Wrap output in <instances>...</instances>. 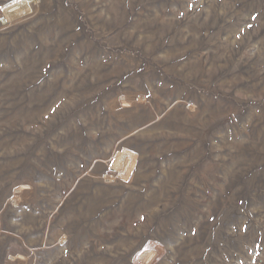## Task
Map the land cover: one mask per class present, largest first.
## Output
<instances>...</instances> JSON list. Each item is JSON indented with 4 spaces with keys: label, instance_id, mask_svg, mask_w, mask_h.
<instances>
[{
    "label": "rangeland",
    "instance_id": "rangeland-1",
    "mask_svg": "<svg viewBox=\"0 0 264 264\" xmlns=\"http://www.w3.org/2000/svg\"><path fill=\"white\" fill-rule=\"evenodd\" d=\"M13 1L0 264H264V0Z\"/></svg>",
    "mask_w": 264,
    "mask_h": 264
},
{
    "label": "bare ground",
    "instance_id": "bare-ground-1",
    "mask_svg": "<svg viewBox=\"0 0 264 264\" xmlns=\"http://www.w3.org/2000/svg\"><path fill=\"white\" fill-rule=\"evenodd\" d=\"M25 10H26L25 0H15L3 6V14H5L6 19H11L14 17V15L21 14Z\"/></svg>",
    "mask_w": 264,
    "mask_h": 264
}]
</instances>
